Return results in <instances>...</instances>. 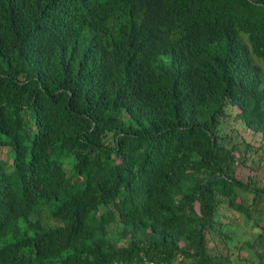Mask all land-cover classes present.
I'll list each match as a JSON object with an SVG mask.
<instances>
[{
    "label": "trees",
    "instance_id": "16d2710c",
    "mask_svg": "<svg viewBox=\"0 0 264 264\" xmlns=\"http://www.w3.org/2000/svg\"><path fill=\"white\" fill-rule=\"evenodd\" d=\"M251 1L0 0V264H264Z\"/></svg>",
    "mask_w": 264,
    "mask_h": 264
},
{
    "label": "rangeland",
    "instance_id": "374dc122",
    "mask_svg": "<svg viewBox=\"0 0 264 264\" xmlns=\"http://www.w3.org/2000/svg\"><path fill=\"white\" fill-rule=\"evenodd\" d=\"M262 64V72L264 74V63ZM223 133H227L229 137L233 140L235 143H241L244 146L245 144H248L250 147L251 152L253 153V163L251 164L249 161L246 162V164L243 165H237L234 170V178L239 181L246 180L247 175H255V178L258 183V187H262L264 185V137L260 134L251 135V132L248 130H245L244 127H242L238 122L233 121V117L230 116L228 119L225 120L222 126ZM235 157V154H233ZM260 157V161H257V158ZM0 158L6 160V151L0 150ZM253 166V169L251 170L250 167ZM246 196V195H245ZM247 200V197H246ZM222 213L223 210H220ZM225 213V212H224ZM46 212L42 211L41 219L45 221ZM223 221V220H222ZM225 222L227 224L234 225L236 228H234L233 232L230 234V237L232 238L229 245V253L234 255V258H237L238 253V246L242 242L251 241L254 239V237L257 235V233L260 230H256L255 228H252L251 221L250 220H244V216H241L238 213H230L228 212L225 218ZM241 257H244V253H239ZM241 262H239L240 264Z\"/></svg>",
    "mask_w": 264,
    "mask_h": 264
},
{
    "label": "clouds",
    "instance_id": "9594fccd",
    "mask_svg": "<svg viewBox=\"0 0 264 264\" xmlns=\"http://www.w3.org/2000/svg\"><path fill=\"white\" fill-rule=\"evenodd\" d=\"M252 6H254V11H255V9H264V0H253V1H251V2H249ZM176 6V8L178 9V10H180V11H182L183 12V10L181 9L182 7L181 6H179V5H175ZM179 6V7H178ZM256 12V11H255ZM251 15H255L254 13H253V10H251L250 12H248V14L246 15V19L247 20H249L250 21V17H251ZM256 16V15H255ZM256 18H257V16H256ZM257 22L258 23H260V21H259V19L257 18ZM262 66V65H261ZM260 66V67H261ZM234 110H235V108H233ZM229 117H225V120L226 119H228ZM225 120H224V122H225Z\"/></svg>",
    "mask_w": 264,
    "mask_h": 264
}]
</instances>
